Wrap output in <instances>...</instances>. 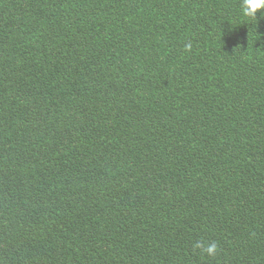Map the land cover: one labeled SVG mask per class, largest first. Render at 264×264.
<instances>
[{"label": "trees", "instance_id": "16d2710c", "mask_svg": "<svg viewBox=\"0 0 264 264\" xmlns=\"http://www.w3.org/2000/svg\"><path fill=\"white\" fill-rule=\"evenodd\" d=\"M0 264H264V19L0 0Z\"/></svg>", "mask_w": 264, "mask_h": 264}, {"label": "clouds", "instance_id": "9594fccd", "mask_svg": "<svg viewBox=\"0 0 264 264\" xmlns=\"http://www.w3.org/2000/svg\"><path fill=\"white\" fill-rule=\"evenodd\" d=\"M260 12V17H257V13ZM241 14L244 17L255 19H264V0H241ZM185 50H191V44L185 45ZM193 249H199L201 253L206 254V256L214 257L218 252V245L216 242L205 244L203 241H197L193 245Z\"/></svg>", "mask_w": 264, "mask_h": 264}]
</instances>
